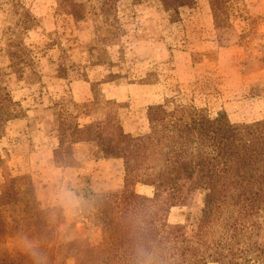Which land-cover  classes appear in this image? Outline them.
<instances>
[{"label": "rangeland", "instance_id": "1", "mask_svg": "<svg viewBox=\"0 0 264 264\" xmlns=\"http://www.w3.org/2000/svg\"><path fill=\"white\" fill-rule=\"evenodd\" d=\"M116 1L111 0L110 16L100 17L91 12L85 0H0V140L6 134L7 123L28 112L34 117L31 127L41 120L54 122L52 131L59 147L53 158L56 166L66 171L41 175L44 193L59 195L46 208L56 222L59 217L65 221L67 208L75 205L89 230L100 233L95 245L101 241V228L87 216L89 202L84 203L76 194L88 187L93 192V188L101 187L98 182L92 186L85 183L82 162L73 150L76 136L79 142H95L97 156L119 160L122 181H116L121 187L98 194L119 197L127 180L136 183L130 191L153 198L154 185L162 182L164 190H160L158 201L168 209V227L161 237L183 240L192 225L206 221L203 211L214 190L215 170L241 163L235 150L209 151L202 168L194 170L190 159L192 141L211 136L222 139V147H239L241 142L236 139L247 137L249 146L264 147V119L251 121L257 113L254 109H258L254 102L264 96V86L257 80L264 75V0L122 1L120 5L134 6L142 18L141 28L134 34L122 30L121 23L117 30L113 16L121 0L114 4ZM154 47L153 55H149L148 50ZM223 49L225 55L221 53ZM164 50L176 52L163 56ZM234 56L243 60L232 70L237 77L230 79L227 75L232 72L218 65ZM109 63H119V69L91 83L88 97L84 85L69 86V76L76 78L79 65L97 67ZM97 74L101 73L96 71ZM50 78L58 79L53 82ZM115 81L118 91L128 96H132L134 88L126 86V82H152L155 90L141 93L140 102L130 103L127 99L118 103L117 98H108V93H113L103 85H113ZM135 93L139 95L137 90ZM132 117V123L138 122L140 129L144 126L143 135L125 132L124 124L131 127ZM219 118L238 126L243 136H235L224 145L229 133L218 130ZM237 118L249 122H234ZM76 126L79 132H73V136ZM146 138L150 139L139 146L145 149L137 152L136 161L148 167L150 159H154L156 167L147 174L129 172L128 148ZM149 155L151 158L146 157ZM4 176L7 178L0 190L10 189L16 194L15 200L35 203L30 175ZM49 180L60 183L48 184ZM67 191L70 197L75 193V199H66ZM59 225L55 242L60 240ZM237 237L227 251L230 258L216 260L214 256L206 264H264V250L261 254L254 249L253 254L250 248L254 242L264 246V239ZM111 243L120 251L126 248L124 238L118 235L111 238ZM61 246L66 247L63 243ZM75 264H89L87 256Z\"/></svg>", "mask_w": 264, "mask_h": 264}, {"label": "trees", "instance_id": "2", "mask_svg": "<svg viewBox=\"0 0 264 264\" xmlns=\"http://www.w3.org/2000/svg\"><path fill=\"white\" fill-rule=\"evenodd\" d=\"M85 1L90 3L94 15L110 16L113 8L111 0ZM122 1L126 0H121L119 6L117 4L118 11L113 19L117 30L120 29L121 23L122 30L132 32L137 28L138 16L133 6L120 5ZM119 66V63L101 65L108 71L117 70ZM79 67L76 68L78 73L75 75L78 79L87 78V70L95 68L91 65ZM216 123L219 131L229 133L228 137H223L224 145L235 136H243L239 134V127L236 125H231L220 118ZM73 132L78 134L77 126L72 131L74 136ZM149 139H138L133 147L128 148L131 160L127 162L126 170L143 174L154 170L156 167L154 159H150L148 167L136 161L139 155L137 152L145 149L139 146L144 145ZM236 140L241 142L239 147L227 144L226 147H222V139L218 140L211 136L192 141L190 159L194 170L202 168L209 151L218 153L224 149L235 150L240 155L241 163L215 170L214 190L208 197L207 209L203 211L206 221L192 225L183 240L161 237L163 230L168 227V209L159 205L158 201L160 190H164L162 182L154 185L156 193L150 198L130 191V187L136 183L126 180L125 190L119 197L98 194L89 187L76 194L84 203L89 202L87 216L94 220L93 225L101 228L100 243L91 247L85 245L84 239L77 240L76 253L90 251L92 255L89 264H141L139 254L143 249H147L152 253L153 264H206L207 259L214 256H217L216 260L230 258L227 251L232 249L229 247L231 242L239 238L237 235H240V238L247 236V240L259 237L264 239V147L249 146L247 137ZM79 141L80 138L76 136L72 144ZM146 157L151 158V155ZM13 202L15 195L12 191L0 194V209ZM50 212L52 211L49 208L33 212L34 233L27 236V251L19 254H10L5 224L0 217V264H61L67 258L60 240L55 242L58 237L57 225L63 223L64 219L59 217L54 222L49 216ZM114 235L124 238L126 242L124 251L112 245L111 238ZM250 248L253 254L254 249L261 254L264 250V246L255 242Z\"/></svg>", "mask_w": 264, "mask_h": 264}, {"label": "crops", "instance_id": "3", "mask_svg": "<svg viewBox=\"0 0 264 264\" xmlns=\"http://www.w3.org/2000/svg\"><path fill=\"white\" fill-rule=\"evenodd\" d=\"M134 11L138 17L136 22L137 28L132 31V34L136 33L141 28L140 25L142 22V18L139 13L135 9ZM155 48L157 47H154L151 50L149 49L148 54L153 55L152 51ZM166 51H163V56L168 54L170 55L171 52L175 54L176 52L175 50ZM231 52L237 53V50H232ZM179 53L187 56L185 52L180 51ZM221 53L225 55L226 50H221ZM234 57L236 58L228 60L226 64L224 63L218 65L219 67L226 68L228 71L232 72L231 74L227 75L230 79H232L233 77H237V75L232 70L237 64L240 63V61L243 60V58L238 60L237 56ZM112 61L115 62L114 59ZM96 71L100 72L101 74L95 75ZM108 72V70H106L104 67L102 68L101 66L90 68L87 70V78L70 79L69 76L70 81L68 82V84L69 86H73L77 83L84 85L83 91L86 96L88 94L87 91L89 92L88 88L90 82L101 81L102 79H104L105 74H107ZM57 79L58 78H50V80L53 82H56ZM257 80H259L261 86H264V75H262L261 78ZM103 85L104 87H106V89L109 88L113 93V95H109L108 93V98H117L118 103H124L125 101H127V99H129V101L131 100L130 103H133L136 100L137 102H140L142 99L140 95L141 93L145 91L152 93L155 90V84H153L152 82L149 84H133L132 82H126V86H129V88L132 86L134 88V93L132 94V96H128L127 93L125 94L123 91H118L117 87L119 84H117V81H115V84L113 85ZM121 85L124 86L123 83ZM136 90L139 92L138 96H136ZM107 92H109V90H107ZM117 96H119V98ZM257 100L258 101L254 102V106L258 107V109H254V111H257V113L256 116L251 119V121H259L264 119V96L258 98ZM150 103L151 102H148L147 104ZM43 114L49 113L45 112ZM229 117L234 118L233 115H229ZM31 118H34L33 113L28 112L21 118L19 117L10 120L7 123L6 134L0 140V186L4 183L5 179L7 178L4 175L10 173L11 176H22L25 174L30 175L35 187L34 204L31 203L32 200H30V202L28 203H25V201L20 202V200L18 201V199H16L15 202L4 206L0 210L3 222L5 223L6 242L10 254H19L27 251V236L34 233L32 219L33 212L45 209L47 206H49V204H52L57 199V196H59L57 194V196H50L48 193H44V190L42 188L45 182L41 183V181L39 180L41 178V175H45V173L47 172L55 174L58 172L59 174V171H62L64 173L65 170L58 168L53 158V153L55 149L59 147L58 138L52 131L54 122L51 121V123H44L41 120V122L36 123V127H31ZM130 120L131 127L129 125L124 124L125 132L131 133L133 136L143 135L142 133H144L145 130L144 126L141 127L143 129H140L138 122L132 123V121L134 120L133 117L130 118ZM234 122L238 123L249 121L237 118V120H234ZM121 124L123 126L122 122L120 123V125ZM128 127H130V129H128ZM96 147L98 146L95 142L84 141L73 144L74 155L76 156L78 161L82 162V172H84L85 176H87V178H85V183L90 182L92 186L93 183L98 182L101 189H94L92 187L94 192L96 193L105 192L107 190H117L119 187H121V183H118V181H116V179L120 178L119 175L121 174V171H119V160L105 159L97 156L95 153V151L97 150ZM121 181L122 180L119 179V182ZM49 183L58 185V183H60V180H49L48 184ZM9 190L10 189L7 188L2 189L0 190V194ZM66 193V199H75V193L73 194V197L69 196V191H67ZM77 214L78 213L76 212L75 205L71 204V207L67 208V213L65 214V221L58 226L60 242H62L63 245H66V247H62L64 254L67 256L65 264L79 263L80 260L84 259V257L86 256L89 261V259L91 258L90 251L76 253L75 242L77 240L84 239L87 242V245L93 246L96 244L97 238L100 237V233L97 231V234H93V230H89L88 222L86 220L84 221L82 216H78Z\"/></svg>", "mask_w": 264, "mask_h": 264}, {"label": "clouds", "instance_id": "4", "mask_svg": "<svg viewBox=\"0 0 264 264\" xmlns=\"http://www.w3.org/2000/svg\"><path fill=\"white\" fill-rule=\"evenodd\" d=\"M141 264H153L152 253L148 252L147 249H143L140 254Z\"/></svg>", "mask_w": 264, "mask_h": 264}]
</instances>
